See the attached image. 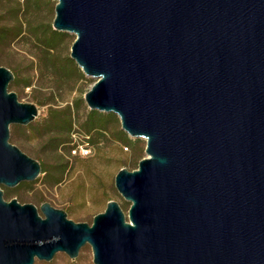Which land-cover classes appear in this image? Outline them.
<instances>
[{
    "label": "water",
    "instance_id": "1",
    "mask_svg": "<svg viewBox=\"0 0 264 264\" xmlns=\"http://www.w3.org/2000/svg\"><path fill=\"white\" fill-rule=\"evenodd\" d=\"M52 29L95 82L90 111L145 141L137 168L91 224L63 210L5 201L39 162L9 142L39 115L0 66V264H264V0H55Z\"/></svg>",
    "mask_w": 264,
    "mask_h": 264
},
{
    "label": "rangeland",
    "instance_id": "2",
    "mask_svg": "<svg viewBox=\"0 0 264 264\" xmlns=\"http://www.w3.org/2000/svg\"><path fill=\"white\" fill-rule=\"evenodd\" d=\"M55 4V0H0V28L17 26V31L22 32L21 36L10 37L7 44L0 43V66L18 76V86L9 90L17 94L20 102L34 104L39 110L37 118L29 124L30 129L26 128L28 125L22 126L23 130L18 125L10 126L9 142L37 160L47 173L57 163L64 164L65 168L60 171L61 175L57 174L58 185L49 181L47 173H40L33 182H24L15 188L1 186V189L7 202L16 199L20 204H32L38 209L41 204L49 203L65 211L68 219L91 224L108 201L123 204V211H127L129 204L117 193L114 177L122 168L129 171L137 168L138 162L146 157L145 141L129 138L114 114H110L107 129H84L90 110L83 96L95 79L85 76L70 59L75 36L52 29ZM51 109L71 117L68 137L71 150L85 145V136L89 137L88 155L77 152L72 155L66 145L58 146L56 151L49 146L51 135L46 126L51 120ZM33 264H93L92 251L86 244L75 259L57 253L50 262L35 259Z\"/></svg>",
    "mask_w": 264,
    "mask_h": 264
},
{
    "label": "trees",
    "instance_id": "3",
    "mask_svg": "<svg viewBox=\"0 0 264 264\" xmlns=\"http://www.w3.org/2000/svg\"><path fill=\"white\" fill-rule=\"evenodd\" d=\"M16 28V29H15ZM22 32L21 31H17V26H14L12 28H6V27H2L0 28V43L3 44H7L9 42V38L10 37H14V36H21ZM14 75V80L10 83L9 88H16L18 86L19 83V79L18 76ZM112 115H107V114H102L96 111H90L87 117V120L85 122V130L90 131V130H98V131H102L107 129V124L110 121ZM50 122L49 124H47V132H49L48 134L51 135L49 137V146L53 149V150H57L58 146L61 145H66L67 149H68V153H70L71 150V145L69 144L70 139L68 137H70L71 135V127H72V121H71V117L64 115V114H60L59 111L57 110H50ZM19 127V129L23 130L25 129V127L22 126H17ZM32 126L28 125L26 128L30 129ZM123 137H126L124 133L119 132ZM90 141H88L89 143ZM91 143V142H90ZM71 154V153H70ZM40 164V163H39ZM41 166V173H47L43 170V166L40 164ZM65 168L64 164L61 163H57L54 167H52L51 172L47 173V177L49 179V181H54L52 182L53 185H58L60 182V178L57 177V174H60V171L62 169ZM54 173V175H52ZM61 175V174H60ZM51 176L55 177L56 179H50ZM121 207L124 210V205L122 204Z\"/></svg>",
    "mask_w": 264,
    "mask_h": 264
},
{
    "label": "built area",
    "instance_id": "4",
    "mask_svg": "<svg viewBox=\"0 0 264 264\" xmlns=\"http://www.w3.org/2000/svg\"><path fill=\"white\" fill-rule=\"evenodd\" d=\"M86 138H87V142H85V145H83V146H74V148L71 150V154L72 155H75L76 154V152L77 153H83L82 155H88V153L90 152L88 149H87V146H88V139H89V137L88 136H85Z\"/></svg>",
    "mask_w": 264,
    "mask_h": 264
}]
</instances>
